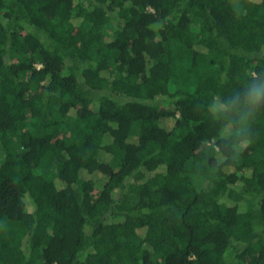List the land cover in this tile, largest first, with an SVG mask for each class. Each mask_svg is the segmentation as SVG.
I'll return each instance as SVG.
<instances>
[{
  "label": "trees",
  "instance_id": "16d2710c",
  "mask_svg": "<svg viewBox=\"0 0 264 264\" xmlns=\"http://www.w3.org/2000/svg\"><path fill=\"white\" fill-rule=\"evenodd\" d=\"M260 75L264 0H0V264H264Z\"/></svg>",
  "mask_w": 264,
  "mask_h": 264
},
{
  "label": "clouds",
  "instance_id": "9594fccd",
  "mask_svg": "<svg viewBox=\"0 0 264 264\" xmlns=\"http://www.w3.org/2000/svg\"><path fill=\"white\" fill-rule=\"evenodd\" d=\"M209 109L221 121L226 139H248L252 123L264 112V75L247 79L242 88L233 89L227 101L214 97Z\"/></svg>",
  "mask_w": 264,
  "mask_h": 264
},
{
  "label": "rangeland",
  "instance_id": "374dc122",
  "mask_svg": "<svg viewBox=\"0 0 264 264\" xmlns=\"http://www.w3.org/2000/svg\"><path fill=\"white\" fill-rule=\"evenodd\" d=\"M216 175L215 173L212 174V176Z\"/></svg>",
  "mask_w": 264,
  "mask_h": 264
}]
</instances>
